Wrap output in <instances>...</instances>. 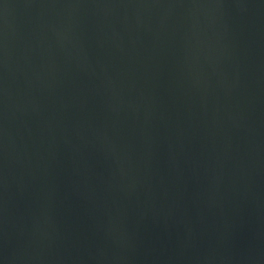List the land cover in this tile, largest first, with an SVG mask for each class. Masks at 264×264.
<instances>
[{
	"label": "water",
	"instance_id": "water-1",
	"mask_svg": "<svg viewBox=\"0 0 264 264\" xmlns=\"http://www.w3.org/2000/svg\"><path fill=\"white\" fill-rule=\"evenodd\" d=\"M0 264H264V0H0Z\"/></svg>",
	"mask_w": 264,
	"mask_h": 264
}]
</instances>
